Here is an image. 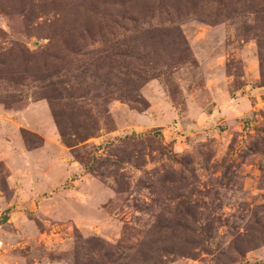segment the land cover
Wrapping results in <instances>:
<instances>
[{
    "label": "rangeland",
    "instance_id": "rangeland-1",
    "mask_svg": "<svg viewBox=\"0 0 264 264\" xmlns=\"http://www.w3.org/2000/svg\"><path fill=\"white\" fill-rule=\"evenodd\" d=\"M0 264H264V0H0Z\"/></svg>",
    "mask_w": 264,
    "mask_h": 264
}]
</instances>
